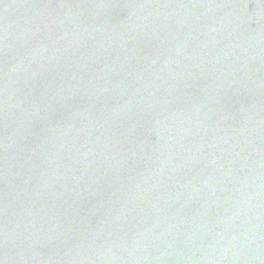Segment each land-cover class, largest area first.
Returning a JSON list of instances; mask_svg holds the SVG:
<instances>
[{
    "label": "water",
    "instance_id": "95a60500",
    "mask_svg": "<svg viewBox=\"0 0 264 264\" xmlns=\"http://www.w3.org/2000/svg\"><path fill=\"white\" fill-rule=\"evenodd\" d=\"M0 264H264V0H0Z\"/></svg>",
    "mask_w": 264,
    "mask_h": 264
}]
</instances>
